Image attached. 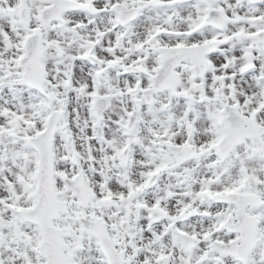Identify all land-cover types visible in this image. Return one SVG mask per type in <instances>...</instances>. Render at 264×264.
<instances>
[{
  "label": "snow or ice",
  "instance_id": "6c2138e0",
  "mask_svg": "<svg viewBox=\"0 0 264 264\" xmlns=\"http://www.w3.org/2000/svg\"><path fill=\"white\" fill-rule=\"evenodd\" d=\"M0 264H264V0H0Z\"/></svg>",
  "mask_w": 264,
  "mask_h": 264
}]
</instances>
